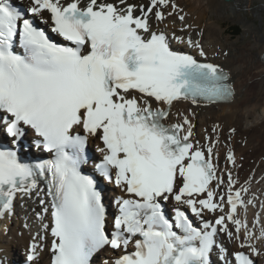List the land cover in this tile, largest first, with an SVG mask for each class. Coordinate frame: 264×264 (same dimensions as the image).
I'll list each match as a JSON object with an SVG mask.
<instances>
[{
	"label": "snow or ice",
	"instance_id": "snow-or-ice-1",
	"mask_svg": "<svg viewBox=\"0 0 264 264\" xmlns=\"http://www.w3.org/2000/svg\"><path fill=\"white\" fill-rule=\"evenodd\" d=\"M177 10L174 0H31L27 9L0 0V128L15 146L31 129L49 154L26 162L16 148L0 145V220L15 214L18 197L39 196V181L48 182L51 200H39L41 224L24 264H39L45 247L49 264H92L105 248L121 254L102 264H213V252L215 264H256L264 256L254 243L264 241V225L257 236L246 219L254 203L243 195L248 188L214 163L219 140L194 141L187 115L170 122L181 101L215 104L234 96L229 73L207 60L202 42L187 32L191 25L180 34L153 27V17L163 23ZM33 17L50 21L65 43ZM92 138L103 144L97 171L125 193L111 232L97 180L82 170ZM226 159L235 164L234 152ZM170 200L174 218L165 210ZM220 234L239 248L217 245Z\"/></svg>",
	"mask_w": 264,
	"mask_h": 264
},
{
	"label": "bare ground",
	"instance_id": "bare-ground-1",
	"mask_svg": "<svg viewBox=\"0 0 264 264\" xmlns=\"http://www.w3.org/2000/svg\"><path fill=\"white\" fill-rule=\"evenodd\" d=\"M25 1V0H24ZM66 3L70 0H64ZM86 3L87 0H83ZM134 3H148V0H130ZM179 4L180 11L178 15H184L185 21L182 23L178 15L168 17L160 24L161 29L169 32L177 31L186 23L192 27L187 30L188 34L202 42L207 52V60L219 64L222 68L231 73V81L234 83L237 93L232 101L227 103L208 104L200 102L196 106L190 101H181L174 105L172 109V122H177L179 116L177 113L187 115L193 120L194 141L202 140L205 142L204 135L209 133L211 140H219L215 152L218 153L216 161L222 166L224 164L230 167L227 162V153L229 150L235 151L236 175L241 181H251L253 186L250 192L259 199L260 190H257L254 184L257 183L261 175L264 176V116L256 117L255 113L260 105L264 106V65L262 71H254L257 65L264 61V45L257 42L245 46L228 47L218 41L216 37L210 35L215 22H211L212 14L234 15L238 10L250 8L252 0H174ZM264 7V0H260ZM46 14V13H45ZM154 28H157L155 25ZM215 28V27H214ZM245 30L257 31V24L250 20L244 23ZM187 50L198 54L197 50L186 47ZM259 48L258 52H254ZM261 48V51H260ZM227 53V55H225ZM204 59V57H202ZM249 74V76H248ZM264 111V110H263ZM217 131L214 132L213 128ZM235 129V132L232 131ZM260 173V175H259ZM253 175V177L251 176ZM226 190V184L221 190ZM264 191V185L262 186ZM41 192H39V195ZM37 195L33 193L31 198L24 197L20 204H17L15 214L11 219H5L7 234L0 231V248L3 249L0 258H3L5 264H11L14 259H20L24 254L26 246L30 242V236L35 235L40 228L41 222L36 219L35 213L41 211V206L36 204ZM108 202V201H107ZM260 228L264 225V211L261 212ZM254 218V216H253ZM46 223V220L44 221ZM29 224L30 228L24 225ZM4 226V227H5ZM226 244L228 249L233 247L226 237L221 241ZM17 249H19L17 251ZM264 252V248H260ZM95 258V257H94ZM49 252L45 247L41 252L39 264H48ZM264 264V261H263Z\"/></svg>",
	"mask_w": 264,
	"mask_h": 264
},
{
	"label": "rangeland",
	"instance_id": "rangeland-1",
	"mask_svg": "<svg viewBox=\"0 0 264 264\" xmlns=\"http://www.w3.org/2000/svg\"><path fill=\"white\" fill-rule=\"evenodd\" d=\"M261 5L260 0H252V6L250 8H243L241 10H238L234 15L230 16L227 14H218L214 13L212 14L211 22H215L216 26L213 27V30H211L210 35L212 37H216L219 42L222 44L231 47V46H245L249 44H253L257 42V39L259 38L261 41H259V44L264 45V7H259ZM254 21L258 29L257 31H246L244 28V23L247 21ZM236 25L240 26L241 33L239 35H234L232 32H234L236 29L234 28ZM259 48H256L254 52H258ZM261 51V48H260ZM264 65V61L262 63L257 65V68L254 70L262 71V67ZM249 76V74H248ZM264 106L260 105L257 108V112L255 113L256 117L261 118L264 116ZM260 175V173H259ZM263 175L260 177L262 178ZM261 184V183H260ZM262 185H264V182H262ZM2 228H0L1 230ZM4 232V229L3 231Z\"/></svg>",
	"mask_w": 264,
	"mask_h": 264
},
{
	"label": "trees",
	"instance_id": "trees-1",
	"mask_svg": "<svg viewBox=\"0 0 264 264\" xmlns=\"http://www.w3.org/2000/svg\"><path fill=\"white\" fill-rule=\"evenodd\" d=\"M236 30L234 32H232V34L234 35H239L241 33V29H240V26L239 25H236L234 27Z\"/></svg>",
	"mask_w": 264,
	"mask_h": 264
},
{
	"label": "water",
	"instance_id": "water-1",
	"mask_svg": "<svg viewBox=\"0 0 264 264\" xmlns=\"http://www.w3.org/2000/svg\"><path fill=\"white\" fill-rule=\"evenodd\" d=\"M226 1H231V0H226Z\"/></svg>",
	"mask_w": 264,
	"mask_h": 264
}]
</instances>
